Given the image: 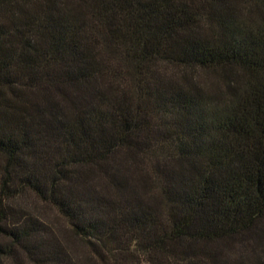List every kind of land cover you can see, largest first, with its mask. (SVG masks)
Wrapping results in <instances>:
<instances>
[{
    "label": "trees",
    "instance_id": "1",
    "mask_svg": "<svg viewBox=\"0 0 264 264\" xmlns=\"http://www.w3.org/2000/svg\"><path fill=\"white\" fill-rule=\"evenodd\" d=\"M0 264H264V0H0Z\"/></svg>",
    "mask_w": 264,
    "mask_h": 264
},
{
    "label": "rangeland",
    "instance_id": "2",
    "mask_svg": "<svg viewBox=\"0 0 264 264\" xmlns=\"http://www.w3.org/2000/svg\"><path fill=\"white\" fill-rule=\"evenodd\" d=\"M196 77L203 82L205 86L212 87L215 84H219L221 78L218 74L213 72H198ZM30 209H32L37 215L42 218L51 229L54 230L55 235L59 239H64L65 242L73 247V249L79 253L86 260V253L79 242H77L70 234L66 223L49 207L40 204L35 205L34 202H30ZM86 263H90L86 261Z\"/></svg>",
    "mask_w": 264,
    "mask_h": 264
}]
</instances>
